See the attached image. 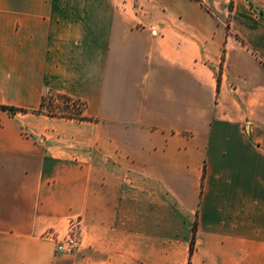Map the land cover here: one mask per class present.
<instances>
[{"label":"crops","instance_id":"0c3cea01","mask_svg":"<svg viewBox=\"0 0 264 264\" xmlns=\"http://www.w3.org/2000/svg\"><path fill=\"white\" fill-rule=\"evenodd\" d=\"M48 92L95 121L36 113ZM0 106L27 110L0 109V264H264V15L243 0L229 23L201 0H0Z\"/></svg>","mask_w":264,"mask_h":264},{"label":"trees","instance_id":"16d2710c","mask_svg":"<svg viewBox=\"0 0 264 264\" xmlns=\"http://www.w3.org/2000/svg\"><path fill=\"white\" fill-rule=\"evenodd\" d=\"M56 100H60L62 105L56 104ZM0 109L9 110L12 113L27 112L25 109L0 106ZM85 103L81 100L74 99L70 96L59 94L56 92H48L41 100L40 109L36 113H43L53 117H60L64 119L79 120V121H95L94 118L84 116ZM196 232V224L194 226ZM195 251L194 239L191 244L190 252L193 254Z\"/></svg>","mask_w":264,"mask_h":264},{"label":"rangeland","instance_id":"374dc122","mask_svg":"<svg viewBox=\"0 0 264 264\" xmlns=\"http://www.w3.org/2000/svg\"><path fill=\"white\" fill-rule=\"evenodd\" d=\"M215 16L225 18V22L229 23L230 12L234 10L235 0H201ZM243 6L248 7L255 13L264 15V0H243ZM94 26V22L92 23ZM90 27V26H89ZM56 104L62 105L60 100H56Z\"/></svg>","mask_w":264,"mask_h":264},{"label":"built area","instance_id":"2783aa9c","mask_svg":"<svg viewBox=\"0 0 264 264\" xmlns=\"http://www.w3.org/2000/svg\"><path fill=\"white\" fill-rule=\"evenodd\" d=\"M82 218L75 217L69 222L68 232L64 237H58L54 234H49L56 244V252L63 254H73L81 242L82 237Z\"/></svg>","mask_w":264,"mask_h":264}]
</instances>
